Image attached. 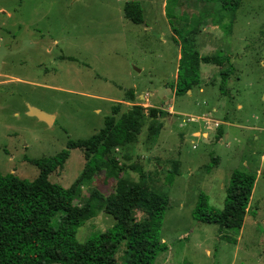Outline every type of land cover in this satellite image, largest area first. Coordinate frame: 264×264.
Here are the masks:
<instances>
[{
  "label": "rangeland",
  "instance_id": "rangeland-1",
  "mask_svg": "<svg viewBox=\"0 0 264 264\" xmlns=\"http://www.w3.org/2000/svg\"><path fill=\"white\" fill-rule=\"evenodd\" d=\"M128 3L137 4L140 24L124 17ZM184 47L198 57L200 82L176 96L170 84ZM128 91L135 92L129 105L146 118L152 109L164 115L152 144H145L144 125L130 149L125 163L136 170L119 165L109 176L105 166L84 180L85 153L73 149L49 175L73 193L78 211L91 201L77 240L114 225L103 199L118 181H133L169 199L158 233L166 250L154 264H264V0H0L1 174L24 164L19 174L37 178L33 161L55 156L68 139L96 134L113 105L119 118ZM29 106L55 115L54 123L28 116ZM235 169L256 171L242 228L220 232L195 221L200 193L223 208ZM126 256L123 244L115 262Z\"/></svg>",
  "mask_w": 264,
  "mask_h": 264
},
{
  "label": "trees",
  "instance_id": "trees-1",
  "mask_svg": "<svg viewBox=\"0 0 264 264\" xmlns=\"http://www.w3.org/2000/svg\"><path fill=\"white\" fill-rule=\"evenodd\" d=\"M234 1L237 6L243 0ZM124 17L136 24L142 22L137 4L128 3ZM198 61V57L190 55L185 47L181 50L177 80L170 84L176 96H182L199 84ZM220 76V90L223 92L229 70L222 71ZM126 96L124 101L131 104L133 92L128 91ZM140 111L137 105H129L116 118L120 107L113 105L96 134L83 140L68 139L66 148L55 156L33 161L39 169L37 178L33 180L0 173V264H75L81 259L118 264L115 256L123 244L126 245L127 256L121 264H154L157 254L166 250L165 243H160L158 238L169 201L166 194L148 192L139 182L118 181L115 193L103 199L104 211L115 220L114 225L80 243L77 231L92 213L91 201L84 210L78 211L73 204V193L48 178L64 165L73 149L85 153L86 163L81 172L84 180L90 181L91 175L105 166L111 168L109 176H114L119 165L135 171L133 163H125L131 160L133 145L144 125H147L145 144L151 145L163 127L161 120L164 116L161 111L152 109L146 118ZM255 180L256 171L233 170L223 208L219 210L210 206L207 196L200 193L192 210L193 219L215 224L220 232L240 230ZM92 197L100 198L97 194ZM137 211L144 215L142 220L136 219Z\"/></svg>",
  "mask_w": 264,
  "mask_h": 264
},
{
  "label": "water",
  "instance_id": "water-1",
  "mask_svg": "<svg viewBox=\"0 0 264 264\" xmlns=\"http://www.w3.org/2000/svg\"><path fill=\"white\" fill-rule=\"evenodd\" d=\"M189 92V91H188ZM28 115L31 117H36L38 120L45 122L47 124L52 123V115L46 114L38 109L29 108Z\"/></svg>",
  "mask_w": 264,
  "mask_h": 264
},
{
  "label": "crops",
  "instance_id": "crops-1",
  "mask_svg": "<svg viewBox=\"0 0 264 264\" xmlns=\"http://www.w3.org/2000/svg\"><path fill=\"white\" fill-rule=\"evenodd\" d=\"M133 94L135 95V92L133 91ZM126 104H130V103H126ZM29 108H31V106H29ZM32 108H34V107H32ZM36 109V108H35ZM169 112H171L172 111V108H170L169 110H168ZM28 114V113H27ZM29 116V115H28ZM36 118V117H35ZM40 121V120H39ZM54 121H55V115H52V123L51 124H53L54 123ZM65 164V163H64ZM24 165V164H23ZM23 165H21L20 167H18V170H12L11 171V173L12 174H14V175H16V176H18L19 178H21V179H25V178H23V175L22 174H19L20 172V170H21V167L23 166ZM49 178V177H48Z\"/></svg>",
  "mask_w": 264,
  "mask_h": 264
}]
</instances>
